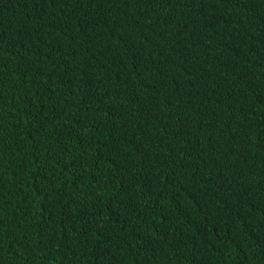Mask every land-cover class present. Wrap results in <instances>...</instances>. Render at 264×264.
I'll list each match as a JSON object with an SVG mask.
<instances>
[{"label": "trees", "instance_id": "trees-1", "mask_svg": "<svg viewBox=\"0 0 264 264\" xmlns=\"http://www.w3.org/2000/svg\"><path fill=\"white\" fill-rule=\"evenodd\" d=\"M0 264H264V0H0Z\"/></svg>", "mask_w": 264, "mask_h": 264}, {"label": "bare ground", "instance_id": "bare-ground-1", "mask_svg": "<svg viewBox=\"0 0 264 264\" xmlns=\"http://www.w3.org/2000/svg\"><path fill=\"white\" fill-rule=\"evenodd\" d=\"M151 110V109H150ZM183 113V112H182ZM154 124V123H153ZM65 134V133H64ZM66 140V139H65ZM181 147V146H180ZM154 148V147H153ZM31 182H33V180H31ZM28 183V182H27ZM71 185V184H70ZM101 226H103V225H101ZM143 231V230H142ZM262 236V235H261Z\"/></svg>", "mask_w": 264, "mask_h": 264}]
</instances>
